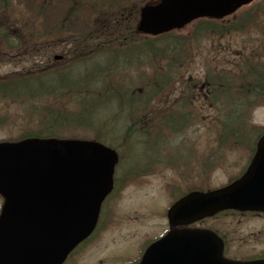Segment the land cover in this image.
Wrapping results in <instances>:
<instances>
[{
  "label": "rangeland",
  "instance_id": "374dc122",
  "mask_svg": "<svg viewBox=\"0 0 264 264\" xmlns=\"http://www.w3.org/2000/svg\"><path fill=\"white\" fill-rule=\"evenodd\" d=\"M26 1L29 5L31 4L30 8L32 11L37 10L38 7L40 8V0L37 2L33 0L32 3L28 0ZM84 1L87 2L89 0ZM99 1L103 2L107 0ZM132 1L134 5H136L140 1L148 2L152 0ZM257 1V5L260 8L257 14L261 15L258 16L259 19L252 23L248 35L242 36L235 34L218 39L217 36H208L209 34H206L201 36L196 46L191 45V42L189 53L184 55L186 59H182L180 62L175 63V67H173L171 74L166 73V77L169 79L168 86L161 92L162 94H158V98L149 100L150 105L156 103L157 100L160 101L161 104L158 103V112L160 115H163L162 117L166 118V114L170 112V106L163 104L161 101L164 100L165 102L175 105L172 101L183 91L184 77L187 81H189L188 78H190L199 82V80H203L205 72L211 74L212 72H218L220 69L229 70L233 66L239 64L245 57L253 58L257 63L264 65V47L259 48V46H256V49L253 50L249 48L248 45L251 44V42L260 40L263 43L260 42V46H264V0ZM129 2H127V4ZM67 9L68 6L66 7L65 4L61 5V1H59V3L50 2L43 7L42 12L48 25L59 20L60 23L77 30L79 27V24H76L77 20L62 15L63 13L66 15ZM89 11L95 12L97 8L93 7L89 9ZM85 16L86 12L82 9L81 13L78 15V17L81 18L78 20L82 21V18ZM95 16L107 18L109 20V28H107L106 31H113L116 34V39L113 42L114 46H118L121 43L127 45L119 13L105 11L96 13ZM88 26L87 24V27ZM56 27L61 28L59 24H56ZM55 29L54 27L52 28V30ZM244 39H247L249 43L242 46L241 44ZM64 43L68 45L70 42L66 41ZM183 45L187 46L186 43H183ZM76 48L80 51L100 50L96 41L88 42L79 40ZM52 49H56V46L46 47V50L38 54L40 60H36V58H24L22 61H15L16 59H13L11 62H5L7 59H3L0 63V75L11 74L19 70L27 71L29 68L36 66L37 62L45 64V62H47L46 60H49V56L56 53L60 54L65 50H61L60 47L59 49L50 51ZM43 52L46 55H44ZM148 60L149 59H142L141 61L137 59L135 65L128 64L126 67L117 66V70L114 71V73L120 70L123 71L117 74L111 81H115L114 84L118 82L121 85L126 83V86H131L133 90L142 88V83H147L149 86L145 91L155 92L156 90L150 84L155 80L151 72L154 68H160L159 72L164 71V67L160 65L164 61L161 62L158 60L155 63L149 62ZM106 70L107 64H104L102 75ZM86 71H88L87 68H85L82 73ZM154 71L157 72L158 70L155 69ZM77 74L78 73L73 71L68 75L69 80L65 79V82L69 83V81H73L77 78ZM95 77L96 75H94L92 81L95 80ZM140 78L143 82H141ZM122 80L126 82L121 83ZM164 80L165 79H161V81ZM65 101V99H60L57 96H49L43 99L42 102H38L44 110L41 114L40 111L42 109H34L31 112L27 111L25 113L21 110V107H18L17 103L10 104L4 109L2 108L3 103L0 100V141H12L16 139L18 135L26 131H30L31 134L38 133V131L41 132L43 129L46 131H54L52 127L49 128L47 116L42 119V116H44L50 106L54 104L59 105L58 103L62 104V106H59L63 110L62 114L64 117L77 115L79 112V109L73 103L69 104L66 102L63 104ZM257 101H260L261 104L250 107L248 114L243 119L244 122L242 125L244 128L246 124H250V126L245 128V136L242 134L244 137L243 141H241L240 144H232V148H228V151L223 153V157L226 160L216 169L208 172L209 174L207 176L199 175L198 171L201 170H198V168L195 169L196 172L189 170L188 172H184L180 169V167L191 169L194 164L185 163L183 161V156H186V153L183 151H176L178 150V146L182 145L183 147H188L197 144L195 147L198 153L197 158L201 159L205 153L204 143L208 146L217 144V137L220 133V126L216 123L218 112L204 104L203 100H191L187 103L183 102L185 106H181L180 109L176 108L179 113H182V110L187 104L194 106L196 117L189 115L188 121L183 127L168 128L162 122H152L151 117L146 120V133L141 137L142 150L139 146L132 145V155L130 144L134 142L139 145L138 139L140 137L137 139L135 136L131 137L137 127L134 129L132 119L128 118L130 116L123 115L117 118L119 113L116 115L112 113L115 108L113 102L107 104L106 102L98 103L93 106L97 108L89 114L90 119L94 120L98 114L102 116L107 113H112V129L105 123H99L98 126H93L92 124H70L58 127L57 132L59 135L67 136V138L91 139L98 134L101 141L110 144V146L114 147L120 154V163H118V167H116V169L119 168V171L116 170L117 183L111 195L112 197L109 198L110 200L107 204L108 206L112 205L114 213H110L109 218L107 214L105 222L108 223L105 224V227L99 232L94 241L78 255V259H76L75 262H77V264H118V262L130 261V258L134 259V256L130 254L134 253L135 246L151 238L158 237L167 230L165 214L175 198L177 199L178 196L193 190L207 191L219 188L233 180L237 175L238 167L236 166L231 169L230 161L238 160L239 162H243L249 154L250 145L255 138V128L264 127V95ZM123 103L131 110L136 108L143 109L144 107L143 102L140 104H132L129 101H125ZM103 105L105 106L101 107ZM131 110H125V112H130ZM148 111L150 113L153 112L152 107L149 108ZM141 114H144V112L139 113V115ZM39 116H41L40 120ZM135 117L136 114H132V118ZM174 117L177 119L179 115H175ZM128 125H131L130 132H127L129 131V129H127ZM150 125H152V128ZM148 127L149 129H147ZM135 132L137 133L138 131ZM147 136H149V139ZM147 142L152 145V148H145ZM210 146L209 148H211ZM172 152L178 156L176 159L178 162L175 161L176 164H173L175 167L174 169L166 166L168 161H171L170 155L174 154ZM158 157L162 160L161 162H159ZM130 159L131 161L126 163V161ZM139 164H141V166ZM127 165L131 166V168H128L129 166ZM263 225V222L257 218L217 217L211 220L201 221V223H196L194 227H207L216 231L229 230L231 233L230 240L232 241V244L227 242L229 254L241 256V254L248 253L250 247L254 244L250 242L252 241L251 236L260 234L264 238ZM117 259H119L118 262H116Z\"/></svg>",
  "mask_w": 264,
  "mask_h": 264
},
{
  "label": "water",
  "instance_id": "95a60500",
  "mask_svg": "<svg viewBox=\"0 0 264 264\" xmlns=\"http://www.w3.org/2000/svg\"><path fill=\"white\" fill-rule=\"evenodd\" d=\"M250 1L159 0L142 8L137 29L156 35L180 28L196 18H221ZM258 148L245 181L223 190L192 193L182 198L168 212L170 225L191 223L226 208H251L248 204L264 210V162L259 165V157H264V137ZM115 161L113 151L92 142L25 140L0 144V193L6 199V210L11 214L19 205L61 204L66 207L63 213L67 214L66 226L64 218L62 225L88 234L100 202L111 189ZM239 199L245 204L237 202ZM32 211L36 210L22 209V213ZM40 211L59 222L56 214L59 210L55 207ZM6 218L11 219V215ZM77 236L67 237V243ZM148 251L139 264H231L221 259L219 240L205 231L170 232Z\"/></svg>",
  "mask_w": 264,
  "mask_h": 264
},
{
  "label": "trees",
  "instance_id": "16d2710c",
  "mask_svg": "<svg viewBox=\"0 0 264 264\" xmlns=\"http://www.w3.org/2000/svg\"><path fill=\"white\" fill-rule=\"evenodd\" d=\"M28 1L32 2L33 0ZM37 1L38 0L34 2ZM70 1L73 5H76L75 0ZM119 2L123 4L121 0H119ZM120 3L116 2L114 5L120 8ZM45 4L46 0H40L41 8L44 7ZM98 4L96 5L99 7L103 5L101 3ZM110 4L113 5V3ZM14 5L13 0H3V4L0 5V9L4 8V12L0 14V31L2 30L1 38L3 39L2 42L5 44V48L0 52V61L7 59L5 62H9L12 59L9 57L8 52H6L7 50L13 51V48L10 47L11 44L8 43V39H13L18 43V46H24L26 45L25 41L28 36L33 40L39 35H43L41 34L42 30L37 36L33 34V29H35V27L36 29H40L36 23V19L39 18V9L34 13L27 12L22 15L14 16L9 8V6L11 7ZM85 5L87 6V4ZM80 7L81 6L78 4L72 8V11H79ZM5 12H8L7 15ZM96 13H100V11L97 9V11H95V14ZM69 14L70 12H68L67 15ZM93 18L94 19L88 16V20L82 22L84 25L86 21L97 23L98 27L96 28H98L99 31H102V27L106 28L108 25L106 24L107 20H105V18ZM249 20V17H244L241 25L238 23V19L235 18L222 21L199 19L189 25L186 31H183L184 33L181 31H172L158 37L144 38H138L137 35L134 36L133 34H129L131 37L129 41L131 47L124 49L123 54L120 56L116 54L111 56L106 72L102 75L100 73L97 74L96 71L94 74L96 75L94 81H92L94 75L88 73L77 82L69 81V83H67L65 79H68V76L63 75L60 69L55 66L44 67L37 71L34 70L31 74L18 73L15 75L7 74L1 76L0 100L3 103L2 108L6 109L10 104L17 103L18 107H21V110L25 113L27 111L31 112L34 109L40 110L42 106L38 102H42L43 99L54 94L58 95L60 99L66 100L63 104L66 102L69 104L73 103L79 109L77 115L64 117L62 114L63 110L60 107L62 104L58 103L60 106L54 104L50 107V111L45 112L42 119L47 116L49 128L52 127L55 132L43 129L41 132L38 131V133L31 134L30 131H26L20 135V138L38 137L42 134H47V136H58V127L70 124L80 125L83 123L82 119L84 120L85 117L90 114L88 107L100 96V93H104V96L115 94L121 97L123 96V91H126L130 97H135L139 91V94L146 92L145 90L149 86L147 83H142V88L137 90L131 89V86H126L125 83L112 89L109 87L104 91L103 87L107 88V84L111 83V80L122 72V70H120L114 73V71L117 70V66L124 67V65L129 64L131 58L134 57H137V59L141 61L142 59H149V62L155 63L160 60L161 62L165 61L164 66L169 67V74H171L173 67H175L174 64L180 62L182 59H186L184 55L189 53V46H196L202 35L209 34L208 36L214 35L217 36L218 39H222L238 34V32L247 34L245 26L249 23ZM9 29L12 31L8 34L6 31ZM83 36H86V33ZM96 42L101 49L105 50L104 53H108L107 50L109 49L102 45L104 41L101 40L100 42ZM183 43H186L187 46H184ZM109 55H112V53L108 54V56ZM6 56H8V58H6ZM155 69L158 71H154ZM159 71L160 68L153 69L151 72L153 78L163 75ZM165 78L167 79L166 85L168 86L169 79L167 77ZM183 83L186 88L184 89V93L180 94L177 102L178 104H175V106H179L180 109L181 106H185L183 102L187 103L191 100L198 101V99H200L203 100L204 104L218 112L216 123L220 126V133L217 137L214 155L222 154L223 151L227 152L228 148H232V144H240L244 138L242 134H244V136L246 134L245 128L242 125L244 122L243 119L248 114L249 108L253 107L259 97L264 94V67L256 63H251V58L246 57L242 65H235L229 70L220 69L216 74L208 73L205 81L201 84L200 82L199 84L193 82L188 85L184 81ZM150 84L155 90L160 87L158 80H154ZM199 92L204 93L205 97L199 96ZM42 112H44L43 109L40 113L42 114ZM178 113L176 108H174L172 113L167 118L162 119L161 122L168 128H170L171 125H179L181 127L188 121L189 115L196 117L193 105L187 104L182 110V113ZM175 115H179L178 119L174 117ZM40 118L41 116H39V120Z\"/></svg>",
  "mask_w": 264,
  "mask_h": 264
},
{
  "label": "flooded vegetation",
  "instance_id": "af4514ba",
  "mask_svg": "<svg viewBox=\"0 0 264 264\" xmlns=\"http://www.w3.org/2000/svg\"><path fill=\"white\" fill-rule=\"evenodd\" d=\"M240 216H250V217H262L261 214H245V213H238ZM225 217H231L230 215H226ZM260 233V232H258ZM230 231L225 230V236H224V251L226 255H230L234 258H239L238 255H231L229 254V249L227 242L229 244H232V241L230 240ZM252 237V243H254L251 247L248 253L241 254L242 255H249L246 259H239V260H254V259H264V241L262 242L261 239L263 238L260 234L259 235H253Z\"/></svg>",
  "mask_w": 264,
  "mask_h": 264
}]
</instances>
